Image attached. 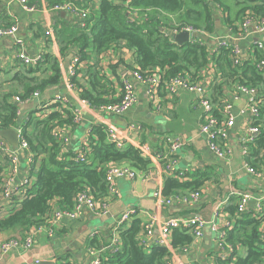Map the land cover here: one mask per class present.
I'll return each instance as SVG.
<instances>
[{"label": "trees", "instance_id": "1", "mask_svg": "<svg viewBox=\"0 0 264 264\" xmlns=\"http://www.w3.org/2000/svg\"><path fill=\"white\" fill-rule=\"evenodd\" d=\"M67 1L46 0L50 8ZM76 4L89 8L90 13L82 21H64L60 27L55 28L63 58L75 51L81 62L89 61L90 51L102 55L122 46L134 53L132 70L139 68L143 73L158 70L164 80L181 74L195 83L200 80L202 70L213 63L216 81L210 88L209 99L213 105L218 104L216 106L224 103L227 89L233 91L240 86L254 89L260 110L255 125L260 126L262 131L250 146L247 161L255 168L260 167L264 153V150L260 152V148L264 147V68L260 69L258 64L264 59L262 52L255 51L254 61L241 60L239 56L236 63L232 43L211 54L212 41L206 42L198 36L179 45L167 32L193 27L212 37L217 32V20H220L222 26L237 28L251 16L263 17L264 0H240L239 9L234 12L221 0H76ZM34 5L41 6L40 0ZM218 10L222 17L216 13ZM135 11L138 13L136 16ZM27 68L24 72L33 77L19 74L20 77L12 80L25 90L24 94L19 95L22 99L37 91L43 94L49 87L62 82L61 64L52 55H45L37 67ZM41 75L43 78H40ZM71 83L80 91L82 100L93 109L117 101L111 96L110 84L96 66L80 69ZM5 90V85H0V130L21 127L35 160H41L36 180L26 190V198L22 200L18 197L5 201L2 199L5 168L0 163V202H10L4 204L6 208L12 205L6 215L0 216V234L20 230L21 235L26 236L32 226L44 223L53 202L61 209H71L77 193L81 191L90 192L96 200L103 199L108 193L106 170L109 164H127L137 171L149 168L150 159L144 158L135 147L126 145L119 149L110 143L102 125L91 128L92 152L88 163L69 161L67 155L65 160L61 159L59 153L63 146L53 136V130L57 125L65 123L76 125L73 115L68 111V116L59 111L43 115L37 109L21 120L18 104L10 101L14 94ZM218 109L214 114L221 122L222 106ZM200 174L201 178L197 177V172L194 173L192 182L167 178L164 196L169 197L179 191L200 190L212 179L210 173ZM237 202L238 197L231 196L232 207L228 212L234 225L226 230V242L232 245L233 252L226 259L217 257L215 264H264V240L259 230V221L251 214L238 215ZM141 231L140 220L133 221L130 228L122 231L121 249L105 253L102 264H168L172 255L170 249L153 246L151 250H145L139 242ZM171 236L174 251L191 247L194 242L187 230L175 229ZM95 245L93 241L91 247L100 248ZM240 249L244 250L245 255L240 254Z\"/></svg>", "mask_w": 264, "mask_h": 264}, {"label": "crops", "instance_id": "2", "mask_svg": "<svg viewBox=\"0 0 264 264\" xmlns=\"http://www.w3.org/2000/svg\"><path fill=\"white\" fill-rule=\"evenodd\" d=\"M38 1L28 0L29 6L35 7V9L27 11L15 0H0V27H8L12 24L18 25V36L25 43L29 56L41 55L44 57L45 55H52L61 64L62 82L49 87L43 94L41 93V97L38 100L29 103H16L13 98L10 99L11 103L18 104L21 112L20 119L23 120V117L37 109L39 114L48 115L59 111L64 116H68L67 111L72 114V110H79L81 112V122L79 124L73 125L71 123L69 125L65 123L56 126L63 129L67 134V142L59 153V157L61 159L64 158V160L65 155H67V160L71 161L74 154L79 153L84 148L89 136V130L94 125L116 127L127 141L126 144L128 146H133L136 149L145 146L154 156L150 159V165L146 171H137L138 177L136 179H120L117 181L119 196L112 198V200L108 199L110 208L108 216L99 217L94 214H86L76 221L64 220L52 240L44 237L39 238L29 252L11 251L1 257L0 264H31L36 259L41 260V263L47 264H89L91 258L88 249L91 247L92 242L95 241V246L100 248L109 245L114 222L129 210H136L137 213L130 220L126 229L132 226L133 221L140 220L142 233L144 225L150 219L164 223L170 218L200 217L208 222L203 230V237L194 240V243L186 253L181 250L174 251L171 244L172 236L168 238V245L163 247L169 248L172 252L169 260L170 264H215L217 257L224 256L225 259L228 258L229 255H227L226 250L218 246V232L212 229L211 223L219 225L221 229L226 221H232L228 212V209L232 207V193L253 190L256 196L264 195V177L257 178L245 170L246 165L252 166L247 161L250 148L248 153L245 154L240 145L241 138L247 132L249 119L241 116L237 117L234 127L229 130L227 138L223 139V144L231 150V156L224 160L218 159L210 152L205 136L199 132L202 122L199 95L185 89H180L173 94L165 86H161L158 91V105L156 107L152 106L147 95L146 85L131 77L130 72L132 71L134 53L122 46L117 50L114 49L102 55H97L90 51L88 53L90 60L83 61L81 69L87 66H96L106 78L108 84H110L109 91L116 100L121 94L123 80L128 78L135 87L138 103L133 110L119 117L100 109L93 110L90 105L82 103L85 100H82L78 89L71 90L68 87L67 64L78 56L77 53L74 51L63 58L57 40L55 28L60 27L64 21L72 22L74 17L68 12L53 13L49 10L50 7L47 5L46 0H40L41 6L34 5ZM238 3H240V0H236L235 4H231L230 1L224 4L229 6L234 12L239 9ZM216 13L221 16L219 10ZM216 26L217 32L212 37H209V40L212 41L211 54H213L218 43L224 38H228L234 48L240 50L241 60L254 61L255 51L262 52L261 49L254 46V41L258 39L264 44V33L255 39L245 36L240 38L241 30L239 26L237 28L222 26L220 20H217ZM170 32L172 35L179 34L172 30ZM199 36L201 37L202 35ZM192 39L194 38L190 36L189 41ZM15 54L14 37H0V85L4 84L6 87L5 91L13 93L14 97L24 94L25 90H23L21 85L12 82V80L16 79L19 74L33 77L32 74L29 75V73L24 72L25 69L29 68L18 62ZM200 76L201 78L198 82L202 81L209 86L208 93L210 95V88L216 81L214 64H208L202 70ZM40 78H43V75ZM235 92V89L233 91H228L227 89L225 100L233 101ZM57 96L67 98L70 101V107L65 108V105H59L56 108L52 106L46 108L43 106L46 103H50ZM246 101V96H240V99L235 101L234 114H238L244 108ZM216 105L214 107L217 113L218 108L222 105ZM17 129L14 128L16 131ZM175 139H181L183 145L172 160L179 171L187 172L186 180L180 181L192 182V175L196 172L199 178H201L200 173H210L212 179L207 181L200 190H197L200 192V197L197 201L188 204L177 200L175 198L177 196L180 198L197 192L179 191L178 194L175 193L169 197L165 196L172 199V203L168 205L159 204L154 193L157 191L163 193L167 178L174 177L166 171V165L167 155L170 150L168 140ZM5 142L12 149L14 148L7 140ZM263 150L264 147H261L260 152ZM40 155L42 156V154ZM160 157H163V159ZM40 160V158L36 160L34 158L32 165L29 166L26 156L21 154L19 160L20 174L15 179L16 184L21 182L26 175H30L34 183L40 168ZM0 163L5 168L2 179L4 186L5 182L11 181V177L9 173V153L2 149H0ZM18 198L21 199L20 197ZM2 203L1 201L0 205H4ZM11 206L6 209L5 205L3 206L6 213ZM254 206L255 203L252 202L250 209H253ZM3 214L4 212L0 213V216H3ZM159 230L160 227L156 224V237L160 236ZM13 237L25 236L21 235L20 230L0 234L1 240ZM239 251L240 254L245 255L243 249Z\"/></svg>", "mask_w": 264, "mask_h": 264}, {"label": "built area", "instance_id": "3", "mask_svg": "<svg viewBox=\"0 0 264 264\" xmlns=\"http://www.w3.org/2000/svg\"><path fill=\"white\" fill-rule=\"evenodd\" d=\"M21 4L27 11H33L35 7L29 6L28 0H15ZM83 2V1H82ZM53 13L59 12H68L71 14L74 19L78 21L84 20L87 15L90 13L89 8L80 7L76 4V0H70L66 3L55 5L52 8H49ZM135 16L138 14L134 12ZM241 30L239 36L256 38L264 33V16L259 18L250 17L245 19L241 24H239ZM186 31L190 34L197 33L202 36H208L206 33H200L193 27H182L180 30H175V33H181ZM19 27L16 24H12L8 27H0V37H14L15 46H16V60L23 64L26 67H37L42 61L43 56L38 55L35 57L29 56L27 48L23 40L18 36ZM231 42L228 38L221 40L214 52H218L222 48H226ZM254 46L264 54V44L260 40L254 41ZM233 55L236 58V63H238V57L240 56V50L238 48L233 49ZM82 67V62L80 57L76 56L70 62L67 68V75L69 79L68 87L71 90H76L77 88L71 83V79L78 76L79 70ZM260 69L264 68V59L258 64ZM131 77L134 80L146 85L147 95L150 100V104L154 107L158 105V91L161 86H165L166 89L171 93H176L180 89H185L190 92H195L199 95V106L202 109L201 114V125L199 132L207 140L208 148L218 159H227L231 156V150L223 144V139L227 138L229 130L234 127L236 119L238 116L249 119V126L246 134L241 138L240 145L245 154L248 153L249 148L253 145L257 137L261 134V127L255 125V122L260 117L259 103L256 98L257 94L254 89H249L243 86H240L235 94L233 95V101L225 100L222 104V116L223 119L220 122L219 119L215 116V107L209 99V93L206 83L200 82H191L184 75H177L169 79H163V75L160 71L156 72H141L139 68H136L130 72ZM240 96H246L247 101L244 108H242L238 114H234V103L240 99ZM41 97V92L37 91L32 93L29 97L22 99L20 96H16L13 100L16 103H29L34 100H38ZM83 104L90 105L86 101L82 102ZM138 103V95L135 90V87L128 78H125L122 83V90L117 101L108 103L100 106L98 109L105 111L114 116H123L126 113L134 109ZM55 104L65 105L70 107V101L67 98L57 96L50 103H46L43 106L49 108ZM91 107V106H90ZM96 110V109H93ZM74 117V124H79L81 122V112L79 110H72ZM18 115H21V112L18 111ZM105 133L108 137V141L114 144L117 148L122 149L126 146V140L123 138L120 131L114 126H104ZM19 136V146L18 148H11L4 139L0 138V149L7 151L9 153V173L11 177L10 182H5L3 197L2 199H12L13 197H20L21 200L26 198V190L32 187V177L26 175L21 182H15V179L20 174V157L21 154L26 156L28 165H32L34 161V154L31 152V148L28 144V141L23 137L22 128L17 129ZM92 134V129L89 130V136L86 140L84 148L71 158L72 161L76 163H88L89 155L92 152L90 148V136ZM53 136L57 139L61 146L67 142V134L63 129L55 127L53 130ZM169 144V154L167 155V165L166 171L169 172L174 178L185 181L187 172H182L177 169L173 162V157L177 151L182 147L183 141L181 139L168 140ZM141 155L144 158H153V154L148 150L147 147L141 146L138 148ZM159 156V155H158ZM157 156V157H158ZM161 158V157H160ZM163 159V157L161 158ZM40 164V163H39ZM245 170L257 177H264V155L263 160L259 168H255L250 165L245 166ZM138 177V172L136 169L130 167L126 164H109L106 170V181L108 193L105 199L96 200L90 192L81 191L77 193L74 205L71 209H61L56 206V203L51 204V211L46 216L43 224L32 226L25 237H13L5 240L0 239V260L3 255L8 254L11 251H23L29 252L35 245L36 241L39 238H46L52 240L55 235L58 227L61 226V223L64 220L76 221L81 219L86 214H94L96 216H108L110 213V208L108 204V199L112 200L119 196V190L117 188V181L120 179H129L134 180ZM15 183V184H14ZM32 183V184H31ZM155 198L159 204H170L172 199H169L163 195L162 192L157 191L154 193ZM232 196L238 197L237 202V214H251L253 218L259 221V230L264 240V195L256 196L253 190L245 191H236L232 193ZM200 197V192L190 193L188 195L175 197L177 200L184 203H191L197 201ZM254 202L255 206L253 209H250V204ZM6 202L3 204H9ZM13 204V203H12ZM4 205H0V213L4 212L3 216L7 213L4 210ZM6 209V207H5ZM136 210H129L125 212L121 218L114 222L111 232V241L109 245H106L102 248L89 247L88 252L90 255L89 264H102L104 254L108 251L117 252L122 247L121 234L125 230L130 222V220L136 215ZM156 224L160 227V236H155V226ZM208 222L203 220L200 217L193 218H170L164 223L157 222L155 219H150L148 223L144 225L143 233L139 237L140 245L145 250H151L153 246H167L168 238L171 236L173 230L181 229L187 230L194 238L198 240L203 237V230L207 226ZM212 229L218 232L217 243L219 248L225 249L227 255H231L233 252V247L226 242V230L233 228V221H226L223 224V227L220 229L219 225L211 223ZM193 240V241H194ZM194 243V242H193ZM190 247H185L182 249L183 252H188ZM225 259V257H222ZM31 264H41V260L36 259ZM75 264V263H69ZM170 264V263H168Z\"/></svg>", "mask_w": 264, "mask_h": 264}, {"label": "water", "instance_id": "4", "mask_svg": "<svg viewBox=\"0 0 264 264\" xmlns=\"http://www.w3.org/2000/svg\"><path fill=\"white\" fill-rule=\"evenodd\" d=\"M168 35L172 36L174 42H176L179 45L187 43L190 40V34L186 31H183L177 35H172L171 32L168 31ZM198 36L199 35L197 33H193L191 35V37H193V38H197ZM201 38L206 42L209 41L208 36H201ZM215 43H217V42H215ZM69 64H70V61L67 64V67L69 66ZM0 138L7 140L14 148H18V146H19L18 132L16 130H14V128L6 129V130H0ZM41 264H47V263H41ZM48 264H51V263H48Z\"/></svg>", "mask_w": 264, "mask_h": 264}, {"label": "rangeland", "instance_id": "5", "mask_svg": "<svg viewBox=\"0 0 264 264\" xmlns=\"http://www.w3.org/2000/svg\"><path fill=\"white\" fill-rule=\"evenodd\" d=\"M224 3H228L230 1L231 4H235L236 0H222Z\"/></svg>", "mask_w": 264, "mask_h": 264}]
</instances>
